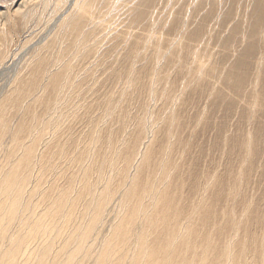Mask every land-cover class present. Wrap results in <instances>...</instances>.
Masks as SVG:
<instances>
[{
  "label": "rangeland",
  "instance_id": "rangeland-1",
  "mask_svg": "<svg viewBox=\"0 0 264 264\" xmlns=\"http://www.w3.org/2000/svg\"><path fill=\"white\" fill-rule=\"evenodd\" d=\"M22 1L0 0L1 54L6 56L5 60L14 52L16 57L21 56L16 62L5 64L7 68L0 72V97L30 60L26 75L35 72L37 80L42 70L39 63L44 58H47L45 70L58 71L62 77L60 87L65 76L68 77L64 90H55L59 93L57 97L52 90L48 91L30 114H37L33 123L54 119L55 108L60 114L54 127L62 130L60 142L50 147V152H59L63 146L67 149L66 155H58L54 160L61 169L60 184L77 179L93 155L98 157L90 167L92 171L80 176L83 181L87 177L97 182L99 170V174L107 175L111 157L116 158L117 167L122 165L115 148L120 147L124 137L134 139L142 119L146 129L156 135L150 149L154 150L153 162L169 156L175 164L177 185L181 182L184 186V206L189 201L187 195L205 189L203 176L214 177L209 188L198 196L205 200L200 208L203 219L194 224L193 235L199 233V241L204 242L212 232L211 224L205 223L214 219L223 227L218 233V245L236 233L238 246L244 244L251 259L254 249L264 244V0H97L98 4L91 6L95 8L93 19L89 21L81 15L76 19L79 23L76 28H64V38L59 36L61 39L54 42L49 35L33 47L31 44L47 32L65 7L57 6V0H33L35 16L26 22L15 10ZM102 7L103 11L99 9ZM81 29L83 35L79 37ZM78 37L81 46L74 41ZM59 50L66 59L64 63H70L69 69L65 64L56 65L54 54ZM127 80L131 83L128 87ZM29 84L32 90L35 85L25 79L18 89L26 91ZM20 96L22 93L15 98ZM30 115L22 118L28 127L22 126L16 132L19 141L33 129ZM51 123L48 129L55 122ZM10 134L5 135L7 144ZM14 154L8 156L10 161ZM231 209L235 210L233 216ZM41 211L39 206L28 211V215L33 212L37 216ZM185 211L190 208L185 207ZM243 215L236 230L232 221ZM28 226L20 223L11 230L13 235L18 231L23 235L24 231L17 257L26 256L31 250L29 258L33 257L34 245L37 242L38 246L39 240L45 238L42 236L45 232L40 230L34 239L29 238ZM50 229L54 235L56 222ZM126 262L123 260L121 264Z\"/></svg>",
  "mask_w": 264,
  "mask_h": 264
},
{
  "label": "bare ground",
  "instance_id": "bare-ground-1",
  "mask_svg": "<svg viewBox=\"0 0 264 264\" xmlns=\"http://www.w3.org/2000/svg\"><path fill=\"white\" fill-rule=\"evenodd\" d=\"M32 1L23 0L15 9L19 11L26 22L35 16ZM95 2L97 0H57V6L65 7L64 12H60L56 18L54 16L55 19L53 18L54 21L52 20L53 23L47 32L34 41L30 47L40 44L49 35L54 42L56 39H61V37L58 38L59 36L64 38V28H71V26L76 28L79 24L76 19L81 15L89 18V21L93 19L92 11L95 8L91 6ZM103 8L99 9L103 11ZM99 13L101 12L99 11ZM157 14H160L159 11ZM59 32L61 33L58 35ZM77 35L82 37L83 30L81 29ZM79 37L74 41L76 45L81 46L82 40ZM42 47L44 44L38 49ZM1 53H3L2 49L0 50V56L3 58L0 60V72L7 68H5V64H12L21 59V56L16 57L15 52H11V56L5 60L6 56ZM52 55L50 56L52 57ZM54 56L56 65L65 64L66 59L61 50ZM164 57L163 59H165ZM46 62L47 58L40 61L42 70L37 80L35 72L26 75V69L28 66L30 68L32 64L31 60L28 61L21 71L17 72V76L9 85L6 94L0 97V243L4 244L0 246V264H121L123 260H127L125 264H264V244L254 249L251 259L248 256L250 250L244 244L238 246L234 238V235L237 236L236 233L219 246L217 241L220 240V236L218 233L223 227L219 226L214 219L211 223L204 222L211 224L212 227V232L207 235L204 242L199 241L200 234L197 231V235H193L194 224L199 219H203L200 208L203 207L202 204L205 200L198 196L209 188L214 177L202 175L206 183L205 189L200 193L199 190H195V193L187 195V200H189L187 206L190 211L186 212L187 209L183 212L187 206L182 203L183 184L180 185V182L177 185L178 179L174 177L175 164L170 162L169 156L159 157L153 162L154 150L150 149L153 147L156 135L154 131L146 129L147 126L141 116L138 129L134 132V139H130L132 136L128 137L129 139L124 137L120 142V147L115 148L119 152L118 159L121 158L123 161L122 165L117 167L116 158L111 157L109 166L104 164L110 170H107L109 172L107 175L99 174L101 172L99 170L96 171L98 172L97 182L88 180L87 177L83 181L80 176L84 177L92 171L90 167L98 157L93 155L91 156L92 161L89 164L86 163L87 167L84 166L79 171L77 179L70 178L68 183L61 185L60 181L63 179L59 175L61 169L57 168L58 164L54 160L58 155H66L67 149L63 146L59 152L54 151L55 149L52 150L54 152H50V147L57 146L60 142L62 130L57 126V129L54 128L59 121L57 118L60 117V114L55 108L53 110L56 116L54 119L50 118L51 120L46 122V118L34 123L33 117H37V114L30 115L33 114L36 103L43 99L48 91L52 90L53 96L56 94L57 97L59 93L55 90H59V88L64 90L63 85L69 82L67 81L68 77L65 76L64 83L60 87L62 77L58 71L47 72L44 66ZM65 65L68 66V69L70 68V63L67 62ZM106 71L108 72V70ZM87 73L90 74V71ZM193 76H195V72ZM24 79L35 85L32 90L31 84L26 91L18 89V84ZM40 79L42 82L39 84ZM129 84L131 83L127 80L126 87ZM155 85L157 84L155 83ZM19 93H22V96L15 98ZM68 93H70V88ZM63 101L65 102V99ZM66 103L68 104V102ZM70 110H72L71 107ZM28 115L31 116L30 124L33 123V129L28 133L30 135H26L19 141L15 137L16 132L24 126L22 118ZM49 122H55L52 129L51 127L48 129ZM149 122L151 123V121ZM163 122L166 123V120ZM150 123L148 124L150 125ZM152 128L154 129V127ZM28 129L25 130L28 131ZM8 132L11 134L7 144L5 135ZM93 136L96 135L93 134ZM13 152L16 154L10 161L8 156ZM39 206L42 207V211L37 216H33V212L28 215V211ZM230 214L233 216L235 210L231 209ZM243 217L244 215L234 218L232 221L236 230L237 227L239 229L238 224L242 223ZM55 222L57 231L51 235L50 225ZM20 223H28V227H31L28 233L29 238L33 237L34 239L39 230L45 232L42 234L45 238L42 241L39 240L38 246L37 242L34 245L36 252L31 258L29 256L33 250L30 253L28 251L26 256L17 257L21 251L24 231L23 235L19 231L13 235L14 232L11 230ZM93 243H97L98 246L95 248ZM121 250L124 251L123 254ZM188 252H190V256L187 259ZM123 257L126 258L123 259ZM86 258L91 259L85 260Z\"/></svg>",
  "mask_w": 264,
  "mask_h": 264
}]
</instances>
